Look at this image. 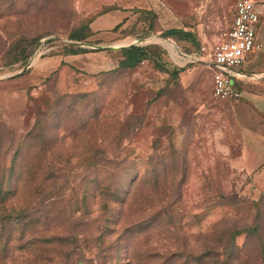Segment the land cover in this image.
<instances>
[{
	"label": "rangeland",
	"instance_id": "obj_1",
	"mask_svg": "<svg viewBox=\"0 0 264 264\" xmlns=\"http://www.w3.org/2000/svg\"><path fill=\"white\" fill-rule=\"evenodd\" d=\"M253 1L256 46L239 71L259 76L264 0ZM235 2L141 0L142 27L114 39L101 24L87 36L104 0H0V264H199L256 223L260 235L235 237L234 263L264 264V160L241 134L264 77L217 98L207 57ZM170 28L194 38L162 37ZM63 39L151 57H64Z\"/></svg>",
	"mask_w": 264,
	"mask_h": 264
},
{
	"label": "built area",
	"instance_id": "obj_2",
	"mask_svg": "<svg viewBox=\"0 0 264 264\" xmlns=\"http://www.w3.org/2000/svg\"><path fill=\"white\" fill-rule=\"evenodd\" d=\"M259 22L260 13L253 0H236L227 31L207 51L213 70V96L227 98L238 95L234 82L245 76L239 67L256 46ZM201 51L206 52L205 47H201Z\"/></svg>",
	"mask_w": 264,
	"mask_h": 264
},
{
	"label": "crops",
	"instance_id": "obj_3",
	"mask_svg": "<svg viewBox=\"0 0 264 264\" xmlns=\"http://www.w3.org/2000/svg\"><path fill=\"white\" fill-rule=\"evenodd\" d=\"M104 2L108 7L107 10L101 16L92 18L89 23L92 35L103 27L108 32L115 34L114 39H124L136 34L137 29L142 27L141 13L136 10L141 0H104ZM262 73L264 74V70ZM261 84L263 91L247 92V102L242 107L246 114L241 133L243 150L253 155L254 165L257 161L264 160L262 158L264 154V80L261 81Z\"/></svg>",
	"mask_w": 264,
	"mask_h": 264
},
{
	"label": "trees",
	"instance_id": "obj_4",
	"mask_svg": "<svg viewBox=\"0 0 264 264\" xmlns=\"http://www.w3.org/2000/svg\"><path fill=\"white\" fill-rule=\"evenodd\" d=\"M90 21L88 22V25H87V30H88L87 36L92 35V32L89 28ZM141 22H142V14H141ZM164 34L165 35L162 37H168V38L175 37V38H181V39H184L187 37L189 39L193 37L191 33H189L188 31H185L183 29H176V28H170ZM70 40H82V39L73 37ZM61 49H62L63 56L78 55V54L81 55V54H85L90 51H94L86 47L74 45L72 43H63ZM151 49L152 47L150 46L142 47L138 45H130L127 47H121L119 49V51L121 52V58L117 61V67L134 66L140 62H143L145 59L151 57V51H150ZM198 54H200L199 51L195 52L193 56L197 57ZM27 63H28V58L25 64ZM238 85H239V81L238 79H235L234 88L236 90H238L237 89ZM115 193L116 191L114 192V195H113L114 197H116ZM4 202H5V199L1 197L0 204H3ZM17 221L21 222L22 220L20 219ZM241 233H247L249 237L260 235V225L256 223L255 225H252L249 227L234 229L227 235V239H229L227 245L223 246L221 249L216 250V251L213 249H206L204 251L203 257L201 258V263L199 264H235L234 262L236 259L234 260V258H235V252L237 251V247L234 244V240H235V237L240 235ZM34 240L35 239H33V241Z\"/></svg>",
	"mask_w": 264,
	"mask_h": 264
},
{
	"label": "water",
	"instance_id": "obj_5",
	"mask_svg": "<svg viewBox=\"0 0 264 264\" xmlns=\"http://www.w3.org/2000/svg\"><path fill=\"white\" fill-rule=\"evenodd\" d=\"M64 42H69V43H74L76 45H79V46H82V47H88V48H91V49H110V48H121V47H124L123 45L122 46H110V47H104V46H100V45H96V44H91V43H81V42H72V41H68L66 39H63ZM130 45H137L136 43H131L129 45H126V46H130ZM38 46V44H37ZM36 46V48H37ZM36 50V49H35ZM30 65V64H29ZM28 65V67H29ZM245 76H248V77H257V78H262L264 77V74L263 75H259L257 76L256 74H245Z\"/></svg>",
	"mask_w": 264,
	"mask_h": 264
},
{
	"label": "bare ground",
	"instance_id": "obj_6",
	"mask_svg": "<svg viewBox=\"0 0 264 264\" xmlns=\"http://www.w3.org/2000/svg\"><path fill=\"white\" fill-rule=\"evenodd\" d=\"M164 39H166V38H164Z\"/></svg>",
	"mask_w": 264,
	"mask_h": 264
}]
</instances>
